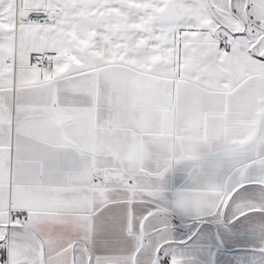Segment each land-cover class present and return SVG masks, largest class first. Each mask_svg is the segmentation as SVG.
<instances>
[{
	"label": "snow or ice",
	"instance_id": "1",
	"mask_svg": "<svg viewBox=\"0 0 264 264\" xmlns=\"http://www.w3.org/2000/svg\"><path fill=\"white\" fill-rule=\"evenodd\" d=\"M173 209L264 233V0H0V264H183Z\"/></svg>",
	"mask_w": 264,
	"mask_h": 264
},
{
	"label": "crops",
	"instance_id": "2",
	"mask_svg": "<svg viewBox=\"0 0 264 264\" xmlns=\"http://www.w3.org/2000/svg\"><path fill=\"white\" fill-rule=\"evenodd\" d=\"M189 162H180L166 173L162 186L164 202L169 208L174 193L190 187ZM201 167L204 174L220 186L236 181L233 169L225 158L204 150ZM250 188L243 198L253 199ZM251 219H233V211L222 216L202 217L191 211L173 209L169 216L172 253L183 264H264V233L254 231Z\"/></svg>",
	"mask_w": 264,
	"mask_h": 264
}]
</instances>
